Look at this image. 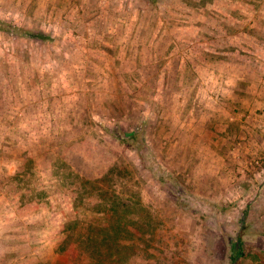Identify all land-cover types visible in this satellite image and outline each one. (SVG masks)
Instances as JSON below:
<instances>
[{"label": "rangeland", "instance_id": "obj_1", "mask_svg": "<svg viewBox=\"0 0 264 264\" xmlns=\"http://www.w3.org/2000/svg\"><path fill=\"white\" fill-rule=\"evenodd\" d=\"M0 20V264H264V0Z\"/></svg>", "mask_w": 264, "mask_h": 264}, {"label": "trees", "instance_id": "obj_2", "mask_svg": "<svg viewBox=\"0 0 264 264\" xmlns=\"http://www.w3.org/2000/svg\"><path fill=\"white\" fill-rule=\"evenodd\" d=\"M0 31L6 32V33H10V34H19V30L15 27H12L10 24H8L7 22L1 21L0 20ZM237 252L234 253L233 258L235 260H237V257L239 255L240 252V244H237Z\"/></svg>", "mask_w": 264, "mask_h": 264}]
</instances>
